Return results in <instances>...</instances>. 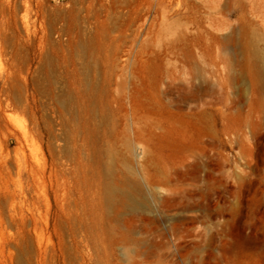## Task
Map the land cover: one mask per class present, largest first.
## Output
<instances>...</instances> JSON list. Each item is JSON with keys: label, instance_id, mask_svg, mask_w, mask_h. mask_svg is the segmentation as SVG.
Here are the masks:
<instances>
[{"label": "rangeland", "instance_id": "rangeland-1", "mask_svg": "<svg viewBox=\"0 0 264 264\" xmlns=\"http://www.w3.org/2000/svg\"><path fill=\"white\" fill-rule=\"evenodd\" d=\"M0 264H264V0H0Z\"/></svg>", "mask_w": 264, "mask_h": 264}, {"label": "bare ground", "instance_id": "bare-ground-1", "mask_svg": "<svg viewBox=\"0 0 264 264\" xmlns=\"http://www.w3.org/2000/svg\"><path fill=\"white\" fill-rule=\"evenodd\" d=\"M8 106H10V105L7 103L6 107H8ZM13 109H14V108H13Z\"/></svg>", "mask_w": 264, "mask_h": 264}]
</instances>
